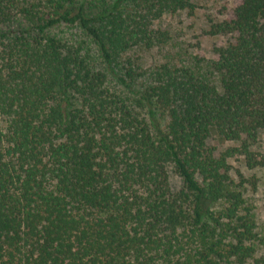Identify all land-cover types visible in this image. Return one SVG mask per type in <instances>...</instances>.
Listing matches in <instances>:
<instances>
[{
	"label": "trees",
	"instance_id": "1",
	"mask_svg": "<svg viewBox=\"0 0 264 264\" xmlns=\"http://www.w3.org/2000/svg\"><path fill=\"white\" fill-rule=\"evenodd\" d=\"M195 8L0 0V264H264L229 162L264 167V0L211 22L209 60L134 57Z\"/></svg>",
	"mask_w": 264,
	"mask_h": 264
},
{
	"label": "rangeland",
	"instance_id": "2",
	"mask_svg": "<svg viewBox=\"0 0 264 264\" xmlns=\"http://www.w3.org/2000/svg\"><path fill=\"white\" fill-rule=\"evenodd\" d=\"M195 10L193 13L180 11L163 16L154 23L168 31L170 40L162 48H153L148 51H138L134 54L142 67L161 64L166 61L179 63L191 55H198L209 60L212 58L211 49L223 46L228 36H213L206 34L210 24L216 18H223L238 0H193ZM208 144L217 149L232 145H221L215 139L208 140ZM251 150L257 155H264V131H259L256 141L252 143ZM231 164V177L239 182L240 175L246 180L243 186V195L246 204L250 207L256 223L259 238L264 237V167H248L241 156L229 160ZM177 181L178 177L170 171ZM258 256L264 257V244L260 245Z\"/></svg>",
	"mask_w": 264,
	"mask_h": 264
}]
</instances>
